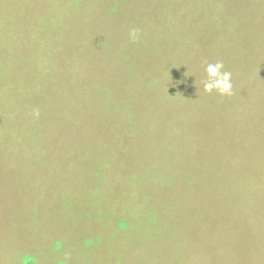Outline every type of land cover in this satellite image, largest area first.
Wrapping results in <instances>:
<instances>
[{"label":"rangeland","instance_id":"374dc122","mask_svg":"<svg viewBox=\"0 0 264 264\" xmlns=\"http://www.w3.org/2000/svg\"><path fill=\"white\" fill-rule=\"evenodd\" d=\"M0 264H264V0H0Z\"/></svg>","mask_w":264,"mask_h":264},{"label":"clouds","instance_id":"9594fccd","mask_svg":"<svg viewBox=\"0 0 264 264\" xmlns=\"http://www.w3.org/2000/svg\"><path fill=\"white\" fill-rule=\"evenodd\" d=\"M129 35L136 40L140 36V30L131 29ZM205 71L208 80L203 84V90L206 93H212L215 90L221 97L233 95L232 74L224 70L223 61L208 63Z\"/></svg>","mask_w":264,"mask_h":264}]
</instances>
